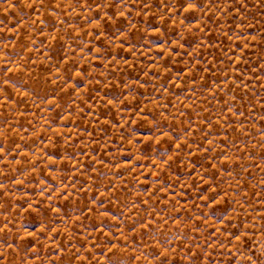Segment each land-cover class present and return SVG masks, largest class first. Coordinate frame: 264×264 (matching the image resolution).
<instances>
[{"label": "rangeland", "instance_id": "rangeland-1", "mask_svg": "<svg viewBox=\"0 0 264 264\" xmlns=\"http://www.w3.org/2000/svg\"><path fill=\"white\" fill-rule=\"evenodd\" d=\"M0 264H264V0H0Z\"/></svg>", "mask_w": 264, "mask_h": 264}]
</instances>
